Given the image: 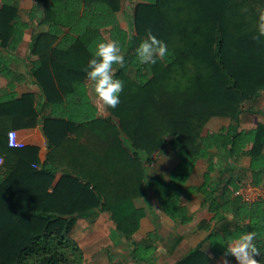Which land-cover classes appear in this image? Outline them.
Returning <instances> with one entry per match:
<instances>
[{
    "label": "trees",
    "instance_id": "trees-1",
    "mask_svg": "<svg viewBox=\"0 0 264 264\" xmlns=\"http://www.w3.org/2000/svg\"><path fill=\"white\" fill-rule=\"evenodd\" d=\"M20 1L0 0V53L14 54L35 21L47 30L35 35L31 48L39 57L31 75L40 100L32 93L0 98V158L6 168L0 175V264H88L72 232L78 220L105 213L114 240L133 263L155 264L161 237L154 230L134 240L146 213L136 201L151 194L166 216L186 225L193 215L183 201L197 193L214 218L201 225L207 237L174 264H211L206 245L219 259L229 237L249 231L258 233L257 259L264 264V200L248 202L238 194L239 180L224 182L244 157L252 159L254 186L264 175V125L240 127L245 105L264 92V43L252 40L264 0H138L129 28L119 20L123 0H36L29 22ZM149 29L168 54L141 65L135 50ZM107 40L120 41L126 66H113L123 91L119 106L102 117L83 69L94 42ZM22 74L0 59V75L23 81ZM11 109L18 116L5 115L13 121L4 125ZM44 109L50 113L43 115ZM213 118L230 119L231 125L205 134ZM42 120L49 140L44 162L38 149L8 142L14 128ZM168 147L180 163L169 179L151 175L157 155ZM222 157L228 166L214 178ZM200 160L209 167L197 187L190 180Z\"/></svg>",
    "mask_w": 264,
    "mask_h": 264
},
{
    "label": "crops",
    "instance_id": "crops-1",
    "mask_svg": "<svg viewBox=\"0 0 264 264\" xmlns=\"http://www.w3.org/2000/svg\"><path fill=\"white\" fill-rule=\"evenodd\" d=\"M132 1H134L133 7L135 8V5L137 4L138 0H132ZM36 3L37 2L31 5L30 12ZM130 3H131L130 0H123L122 11L119 13V16L124 11V4H126L127 9H129L128 4ZM24 20L27 22L30 21L26 19ZM119 20H120V17H119ZM120 24L123 28H127V26L121 20H120ZM45 30H47L46 26H40L38 21H35L32 24V26L28 30H26L24 41L22 42V44L20 45V47L14 54L9 53V52H3L2 54L0 53L1 60L9 64L10 67L15 72H18L19 74L23 73L22 75L24 76L23 81H12L9 78L0 75V98H3L4 96H11L12 94H14L17 98H21L25 94L32 93L36 95L38 100H40L42 91L40 87L35 83V80L33 79L31 75L33 62L38 60L39 57L31 53V48H32V45L34 44V39H35V35L37 34V32L45 31ZM106 38L107 39L109 38V34H108V37ZM88 85H89V82H88ZM89 94L91 96L92 102L99 110V116H102V117L108 116L109 114L108 108L103 106L96 99L95 95L91 92L90 87H89ZM10 113L7 111L4 114V121H5V123H3L4 125H7V123H10L11 121H13L11 117H8L5 115L18 116V112H14L13 114V109H11ZM43 113H44L43 115H48L50 113V109H44ZM259 124L264 125V92H262V95L259 99L249 102L245 105L244 113L242 114L240 118L241 129H248V130L253 129V128H256ZM230 125H231L230 119L213 118L207 125L205 129V134L219 132L222 128L228 127ZM14 131H17L18 133V144H19L18 148L19 149L36 148L39 151V157L41 161L44 162L46 160L47 154L49 152V140L44 130L43 120L35 127L25 128V129L14 128ZM179 163H180L179 157L171 149V147H168L164 152L157 155L155 165L150 168L149 173L151 175L163 174L169 179L171 172L178 166ZM251 164H252V159L250 157H244L237 164V166L234 165V168L232 170L226 172V174L224 175V182L231 178L239 180L240 184L242 185L240 190L238 191L239 195L249 196L252 200L251 202L259 200V199L264 200V175L262 178L261 185L254 186L253 177L250 171ZM217 166L218 168L216 172L213 173L214 178L220 177L219 169H226V167L228 166V161H226L224 157L220 159L217 158ZM208 167H209V164L207 161L200 160L196 165L195 171L190 180V184L195 185L197 187L202 185V183L204 182V175L208 171ZM5 171H6V168L4 167V161L3 159L0 158V175L3 174V172ZM60 179H61V175L58 174L55 184ZM224 187H225V183H223L222 189ZM51 191L52 190H50V192ZM204 198L205 196L202 193H197L192 197L190 201H187V200L183 201V204L188 206V208L190 209V212L193 215V221L186 225L176 223L173 220H171L168 216H166L162 212V209L160 208L159 204L156 202V200L153 198L151 194L146 198L138 199L136 201L137 206L139 208L145 209L146 213L142 220V227L137 234L143 231V232H146V234L148 235L154 230H157L161 237L162 236L161 230H163V226H164L163 224L167 225L170 231L175 226H180L179 228H187V227L192 226L193 228H195V231H193V233L195 234L194 238L198 236V239L192 240L193 245L190 244L189 240L184 241L186 242V245L188 244L187 247H184V250H186L185 254L182 256L184 257L187 253L193 250L199 243H201L207 237L208 231L201 228L202 223L211 222L212 219L214 218V214L210 213L208 208H202L201 204L204 201ZM153 199L155 200V202L157 203L159 207V211L157 212H155V209H153L152 207L155 203ZM218 199L222 200V191L218 194ZM149 212H150L151 225L150 224L145 225V220L149 218L148 217ZM158 213L162 214L163 219L161 220L159 219L160 216ZM80 220H85V219H80ZM228 221H232V217H229ZM213 225L216 226V222H213ZM196 231L197 233H195ZM183 238H182V243H183ZM134 240H136L135 237H134ZM254 242L256 243L257 239ZM205 249L207 253L213 257L211 264H222V261L225 257L216 259L213 256L212 250L207 245ZM184 250H182V253L184 252ZM126 252H127L126 257L132 261V259L129 256V252L127 250ZM110 259H111L110 261L111 263L117 262L115 260V257L114 258L112 257ZM227 259L229 261V264H236L235 258H233L232 261L229 259V257H227Z\"/></svg>",
    "mask_w": 264,
    "mask_h": 264
},
{
    "label": "clouds",
    "instance_id": "clouds-1",
    "mask_svg": "<svg viewBox=\"0 0 264 264\" xmlns=\"http://www.w3.org/2000/svg\"><path fill=\"white\" fill-rule=\"evenodd\" d=\"M252 40L257 44L264 43V8L258 11ZM168 54L167 45L157 39L147 30L146 39L142 40L135 50L136 60L141 65H154L158 59ZM114 65L125 68L126 60L119 40L94 42L92 58L83 69L91 92L105 107L115 109L120 104V93L123 91V81L115 78ZM258 233L249 231L229 237L224 252L222 264H229L227 257L235 258L236 264H259L261 249L254 242Z\"/></svg>",
    "mask_w": 264,
    "mask_h": 264
},
{
    "label": "rangeland",
    "instance_id": "rangeland-1",
    "mask_svg": "<svg viewBox=\"0 0 264 264\" xmlns=\"http://www.w3.org/2000/svg\"><path fill=\"white\" fill-rule=\"evenodd\" d=\"M36 2V0H21V15L24 19L29 20L30 7ZM128 4L129 9H127L126 4H124V11L120 14V20L127 26L130 27V10H134V1L130 0ZM38 33V32H37ZM105 36L108 37V31L104 32ZM155 202V200L153 199ZM138 203V202H137ZM155 212L159 211V207L155 202L152 206ZM160 220L163 219L161 213H158ZM148 219L145 220V225L150 224V212L148 213ZM165 218V217H164ZM166 219V218H165ZM161 222V221H160ZM163 230H161V240L159 243V252L155 264H174L177 262L186 252L184 247H187L185 240H189L190 244L193 245V239H198V236L194 238L195 228H179L180 226H175L171 231L169 227L163 224ZM77 227L74 228L72 232V237H74L77 242L82 246L86 261L88 264H113L110 258H114L117 262H128L129 264H136L127 258L126 249L123 245L117 244L118 239L114 240L113 230L114 224L110 216L105 213L98 219H85L78 220ZM197 233V231L195 232ZM183 234V236H182ZM146 232H141L135 236L137 241H140L146 237ZM181 237L182 241L176 246L177 239ZM195 244V243H194ZM183 248V249H182ZM182 250L184 252L182 253ZM126 257V259H125Z\"/></svg>",
    "mask_w": 264,
    "mask_h": 264
},
{
    "label": "built area",
    "instance_id": "built-area-1",
    "mask_svg": "<svg viewBox=\"0 0 264 264\" xmlns=\"http://www.w3.org/2000/svg\"><path fill=\"white\" fill-rule=\"evenodd\" d=\"M8 142H9V146L12 148H18L19 144H18V133L17 131H10L8 134ZM244 200L251 202V198L249 196H244L242 195Z\"/></svg>",
    "mask_w": 264,
    "mask_h": 264
}]
</instances>
